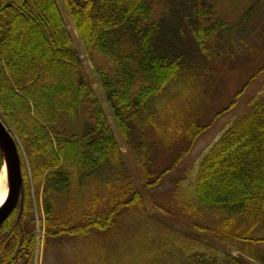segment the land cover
I'll return each instance as SVG.
<instances>
[{
  "label": "trees",
  "instance_id": "trees-1",
  "mask_svg": "<svg viewBox=\"0 0 264 264\" xmlns=\"http://www.w3.org/2000/svg\"><path fill=\"white\" fill-rule=\"evenodd\" d=\"M64 1L133 147L138 118L153 113L154 105L184 81L185 55L170 57L156 45L180 5H193L198 55L208 39L233 33L264 8V0H232L238 13L230 18L223 0ZM258 94L245 117L176 182L174 200L171 196L158 208L264 264V88ZM0 116L17 138L23 174L21 202L0 227V264H35V210L41 196L45 246H89L107 240L110 232L124 237L122 245L112 247L113 257L108 247L102 252L92 248L82 264H252L147 217L144 193L125 164L57 0H0ZM169 121L171 127L159 132L172 129ZM182 122L177 134L160 145H185L173 165L160 173L153 170L150 153L157 146L134 156L145 187L155 188L174 171L212 124ZM2 166L0 150V171Z\"/></svg>",
  "mask_w": 264,
  "mask_h": 264
},
{
  "label": "rangeland",
  "instance_id": "rangeland-1",
  "mask_svg": "<svg viewBox=\"0 0 264 264\" xmlns=\"http://www.w3.org/2000/svg\"><path fill=\"white\" fill-rule=\"evenodd\" d=\"M57 1L81 57L94 80V86L102 106L125 155V164L144 193L143 201L147 217H152L164 224L166 228L169 227L170 230L187 237L193 235L202 237L201 242L205 240L204 242L209 243L212 247L236 257H244L252 264H263L222 242L220 238L209 234V232L191 227L182 220L168 215L160 210L158 205L170 200L171 196L174 200L173 188L176 186V182L180 178H185L187 173L195 165H198L205 152L232 124L245 117L249 110L248 103L256 99L259 91L264 88V8L250 15L233 33L219 34L208 39L206 47L201 50L203 54L199 55L193 33L195 21L192 3L184 2L180 5L178 13L173 12L175 15L170 19L172 21L175 19L174 22L165 23L158 34L156 45L161 53L170 57L185 55L182 60L186 67L184 81L178 87H173L167 98L159 100L154 105L153 113L150 111L138 118L140 126L135 130L137 139L133 147L129 143L127 144V140L123 136L113 108L107 101L98 77L93 71V66L87 57L65 1ZM222 6L230 18H236L238 7L232 0H223ZM235 101V105L230 108ZM228 107L229 110L216 118L218 113ZM171 119L174 122L172 129L165 132L161 130L163 133L159 132L158 129L163 126L171 127L170 121L168 122ZM188 119H198L199 123L212 121V124L198 137L194 146L180 160L174 171L167 174L155 188L145 187L135 160L136 155L139 156L143 151L145 153L157 146L150 153L152 158L148 154L152 159L150 165L156 173L163 172L178 160L185 145L178 141L170 147L160 145L163 142L167 143L168 138L175 136L178 127L185 124L182 120L186 122ZM42 204L41 196L39 202H36L35 210L34 233L37 240L35 264H82V257L92 248L94 251L102 252L104 248L108 247L106 250L113 257L112 247L122 245L120 242L124 237L115 236L113 232L107 233V238H112L110 240L100 238L90 243L89 246H73L71 249L65 247L62 249L63 251L53 241H50L53 242V246L43 245L45 233ZM146 224L151 225V223ZM156 225H154L156 229L165 231ZM133 237L127 239L130 245L134 243ZM65 242H69V240L66 239ZM16 263L21 264V262ZM97 263V260L92 263L87 262V264Z\"/></svg>",
  "mask_w": 264,
  "mask_h": 264
},
{
  "label": "water",
  "instance_id": "water-1",
  "mask_svg": "<svg viewBox=\"0 0 264 264\" xmlns=\"http://www.w3.org/2000/svg\"><path fill=\"white\" fill-rule=\"evenodd\" d=\"M0 150L8 174V195L0 207V227L21 202L23 174L19 145L8 125L0 116Z\"/></svg>",
  "mask_w": 264,
  "mask_h": 264
},
{
  "label": "bare ground",
  "instance_id": "bare-ground-1",
  "mask_svg": "<svg viewBox=\"0 0 264 264\" xmlns=\"http://www.w3.org/2000/svg\"><path fill=\"white\" fill-rule=\"evenodd\" d=\"M8 174L5 164L0 171V207L4 203L8 195Z\"/></svg>",
  "mask_w": 264,
  "mask_h": 264
}]
</instances>
